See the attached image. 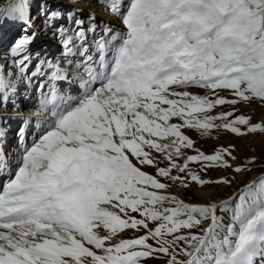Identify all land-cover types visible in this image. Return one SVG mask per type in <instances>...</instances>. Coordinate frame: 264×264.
<instances>
[{"label": "snow or ice", "instance_id": "obj_1", "mask_svg": "<svg viewBox=\"0 0 264 264\" xmlns=\"http://www.w3.org/2000/svg\"><path fill=\"white\" fill-rule=\"evenodd\" d=\"M95 2L0 5V264H264V171L173 191L264 169L190 135H264V0Z\"/></svg>", "mask_w": 264, "mask_h": 264}, {"label": "rangeland", "instance_id": "obj_2", "mask_svg": "<svg viewBox=\"0 0 264 264\" xmlns=\"http://www.w3.org/2000/svg\"><path fill=\"white\" fill-rule=\"evenodd\" d=\"M83 0H77V2L82 3ZM7 3V0H0V5H3ZM95 0L88 2L85 4L84 8V15L87 16L89 11H94V8H91L93 4H95ZM78 4V3H77ZM98 6H100L99 3H96ZM101 7V6H100ZM102 9V8H101ZM103 11V12H102ZM105 10H101V13H104ZM95 12V11H94ZM107 12V11H105ZM97 18H102L106 21L105 16L103 14L101 15L100 12L96 11ZM109 12H107L108 14ZM109 15L113 17L110 13ZM114 18V17H113ZM115 19V18H114ZM40 22L38 21L37 24ZM116 24L119 22L115 19ZM15 31V30H13ZM11 35V33H9ZM40 44L44 47H46L50 54L55 55L58 54L59 46L55 43V41L51 40L48 36H42V39L40 41ZM53 51V52H51ZM37 92L35 90L31 91L30 93H27V95L34 94ZM1 109V112L7 111L8 114L13 113V109L11 107H8L6 110ZM247 114L251 115L252 118L256 122H260L261 116L264 115V106H258V105H252L250 110H245ZM192 138L198 142V144L202 147V150L208 151L210 150L213 145L218 146L220 142H225L228 140H231L234 144L237 145L239 149V155L241 156H257V157H264V135L261 134H252L249 135L243 139H237L232 135L227 136H221L217 137L215 133H213V136L211 138L207 137H200L199 133L193 131L190 133ZM8 139L10 142L15 141L16 142V122L12 123V127L8 134ZM261 171H264V169L256 168L253 172L247 173V174H239L236 176V182L233 183L231 187H219V188H198L197 186L193 185L190 189L183 191L178 189H173L174 192L180 191V195L183 198H186L188 200H200L201 199V192L207 193L211 192L217 199H227L228 196H230L234 191H236L238 188L243 187V184L247 181L251 180L253 177L259 175ZM213 177L216 175L215 173L211 174ZM224 216V219L226 221H229L231 218V213L228 212L220 213ZM149 264H160V261L153 260L150 261Z\"/></svg>", "mask_w": 264, "mask_h": 264}, {"label": "bare ground", "instance_id": "obj_3", "mask_svg": "<svg viewBox=\"0 0 264 264\" xmlns=\"http://www.w3.org/2000/svg\"><path fill=\"white\" fill-rule=\"evenodd\" d=\"M91 1H93V0H83L82 1V3L80 2H77L78 4H77V6L78 7H84L85 6V4H87L88 2H91ZM91 8H94V11L96 12V11H98V12H100L101 13V7L100 6H98L96 3L95 4H93L92 5V7ZM103 12V11H102ZM103 14V16H105V18H106V21H112L113 23L115 22V19L113 18V17H111L110 15H109V13L107 14V12H105L104 11V13H101V15ZM51 52H53V51H51ZM56 55V54H55ZM28 97V95H27V93L21 98V100H19L18 101V103H21L22 104V110L23 111H27L29 108H33V110H34V106H38V103H39V97H38V94H36V93H34V94H30V99H28L27 98ZM0 112H1V109H0ZM15 147H16V142L15 141H12V142H10L9 141V148H11V149H15ZM201 193H203V192H201Z\"/></svg>", "mask_w": 264, "mask_h": 264}]
</instances>
